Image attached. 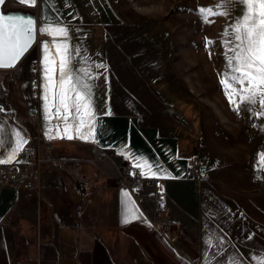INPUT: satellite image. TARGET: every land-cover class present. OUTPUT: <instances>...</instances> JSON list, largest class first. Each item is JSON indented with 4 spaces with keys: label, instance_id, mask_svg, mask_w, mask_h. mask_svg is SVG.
Listing matches in <instances>:
<instances>
[{
    "label": "crops",
    "instance_id": "1",
    "mask_svg": "<svg viewBox=\"0 0 264 264\" xmlns=\"http://www.w3.org/2000/svg\"><path fill=\"white\" fill-rule=\"evenodd\" d=\"M74 11L76 5L70 0H38L36 6L5 0L2 5V15L37 24L34 43L14 68L0 70V81L8 76L18 83L23 109L36 107L38 119L29 120L0 99V159H7L16 147L14 131H20L39 155L42 138L50 143L55 158L79 161L77 175L87 188L76 189L71 169L51 165L38 169L35 182L20 167L14 183L0 184V264H257L264 258V166L260 164L264 125L249 141L228 134L223 149L216 145L215 152L212 147L210 159L203 157L199 146L197 183L188 172L192 153L183 143L157 137L119 112L107 97V84L90 45L93 40L68 32V27L85 23L74 18ZM48 24L67 30L71 67L77 72L87 68L96 77L89 81L95 142L50 139L45 134L57 125L63 128L59 119L45 115L42 45H51L52 38L41 35L39 28ZM33 79L38 82L35 102L29 93ZM258 121L264 118L259 116ZM137 158L151 165L144 176L164 182L168 214L175 223L173 243L154 229L147 191L140 192L138 201L116 184L122 167L134 166ZM15 162L16 157L0 166ZM136 170L141 172L139 167Z\"/></svg>",
    "mask_w": 264,
    "mask_h": 264
},
{
    "label": "rangeland",
    "instance_id": "2",
    "mask_svg": "<svg viewBox=\"0 0 264 264\" xmlns=\"http://www.w3.org/2000/svg\"><path fill=\"white\" fill-rule=\"evenodd\" d=\"M70 1L76 5L74 18L85 23L68 27V32L93 40L107 97L157 137L183 143L192 153L188 168L191 161H199L200 148L210 159L212 147H225L228 134L249 141L262 130L264 121L256 115L262 110L259 103L234 111L220 83L228 71L226 55L232 54L225 41L233 39L231 25L241 17L242 5L225 0ZM202 8L228 15H210L206 21L199 14ZM66 12L73 16L72 9ZM0 82L4 105L26 116L22 88L8 76Z\"/></svg>",
    "mask_w": 264,
    "mask_h": 264
},
{
    "label": "snow or ice",
    "instance_id": "3",
    "mask_svg": "<svg viewBox=\"0 0 264 264\" xmlns=\"http://www.w3.org/2000/svg\"><path fill=\"white\" fill-rule=\"evenodd\" d=\"M37 2L19 0L27 6H36ZM4 3L5 0H0V5ZM232 3L242 5V15L231 25L232 41H225L227 52L232 54L226 55L228 71L220 83L229 103L235 105L234 111L239 112L242 106L253 107L259 103L262 110L256 115L264 117V0H225V4ZM199 14L206 21L210 15H228L226 11L214 13L212 9L203 8L199 9ZM36 31L37 24L32 19L0 15V69L17 65L32 46ZM39 33L52 38L51 45H42L45 115L46 118L59 119L63 124L62 129L57 125L45 134L50 139H91L95 142L93 85L89 81L96 77L87 68L77 72L71 67V53L66 42L68 32L64 27L48 24L40 27ZM224 35H229L227 29ZM14 136L16 147L7 159H0V164L11 163L28 142L20 131H14ZM260 164L264 166V154L260 155ZM134 166L141 168V175L147 174L145 168L151 171V165L140 158L136 159ZM124 195L127 197L128 194ZM257 264H264V258L258 259Z\"/></svg>",
    "mask_w": 264,
    "mask_h": 264
},
{
    "label": "built area",
    "instance_id": "4",
    "mask_svg": "<svg viewBox=\"0 0 264 264\" xmlns=\"http://www.w3.org/2000/svg\"><path fill=\"white\" fill-rule=\"evenodd\" d=\"M36 68V65H32ZM30 98L34 102L38 98V82L34 79L30 83ZM0 89L2 90L1 86ZM26 118L36 122L38 119V111L36 107H26ZM42 142L41 155L37 149L29 142L24 147V150L16 156V162L8 166H0V184H12L19 176L21 168L26 171L30 182H35L39 178L38 169L44 165L56 167H67L71 169L75 176V186L78 191H84L87 188V183L77 175L79 161L71 159H57L52 155V147L50 143L44 139ZM188 172L195 178L196 182H200V163L198 160L191 161ZM136 167L131 164H126L120 170L116 178V184L119 187L127 188L132 192L134 197L139 201L141 191H147V197L152 204V225L154 229L161 232L168 243H173L175 235L173 227L175 223L170 219L166 206V192L164 182L160 178L147 177L140 174Z\"/></svg>",
    "mask_w": 264,
    "mask_h": 264
},
{
    "label": "water",
    "instance_id": "5",
    "mask_svg": "<svg viewBox=\"0 0 264 264\" xmlns=\"http://www.w3.org/2000/svg\"><path fill=\"white\" fill-rule=\"evenodd\" d=\"M0 15H2V5H0ZM34 43V41H33ZM9 69H12V68H9ZM9 69H0V70H9Z\"/></svg>",
    "mask_w": 264,
    "mask_h": 264
}]
</instances>
